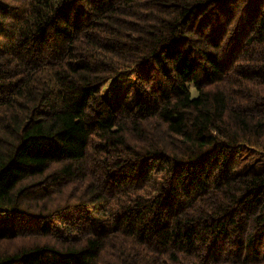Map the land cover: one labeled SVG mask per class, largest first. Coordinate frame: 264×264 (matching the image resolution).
Listing matches in <instances>:
<instances>
[{"label": "trees", "instance_id": "trees-1", "mask_svg": "<svg viewBox=\"0 0 264 264\" xmlns=\"http://www.w3.org/2000/svg\"><path fill=\"white\" fill-rule=\"evenodd\" d=\"M0 264H264V0H0Z\"/></svg>", "mask_w": 264, "mask_h": 264}, {"label": "rangeland", "instance_id": "rangeland-1", "mask_svg": "<svg viewBox=\"0 0 264 264\" xmlns=\"http://www.w3.org/2000/svg\"><path fill=\"white\" fill-rule=\"evenodd\" d=\"M117 80L120 81L119 82H116V81H112V83H108L107 86H105V91L106 93L108 92L109 93V90H111V93L110 94V100H115L116 98H119V97H123V96H130V98H133L134 97V91H132V84H133V81H126V80H120V78H118ZM114 85L115 87L113 89H110V86Z\"/></svg>", "mask_w": 264, "mask_h": 264}]
</instances>
